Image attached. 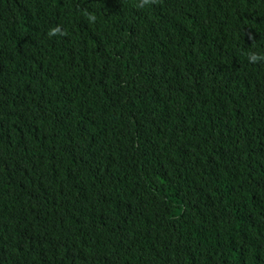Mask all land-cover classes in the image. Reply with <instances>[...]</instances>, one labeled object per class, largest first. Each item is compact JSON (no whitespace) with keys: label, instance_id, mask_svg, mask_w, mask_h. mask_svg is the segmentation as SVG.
I'll return each instance as SVG.
<instances>
[{"label":"trees","instance_id":"trees-1","mask_svg":"<svg viewBox=\"0 0 264 264\" xmlns=\"http://www.w3.org/2000/svg\"><path fill=\"white\" fill-rule=\"evenodd\" d=\"M0 264H264V0H0Z\"/></svg>","mask_w":264,"mask_h":264},{"label":"clouds","instance_id":"clouds-1","mask_svg":"<svg viewBox=\"0 0 264 264\" xmlns=\"http://www.w3.org/2000/svg\"><path fill=\"white\" fill-rule=\"evenodd\" d=\"M253 59H255V57H253Z\"/></svg>","mask_w":264,"mask_h":264}]
</instances>
